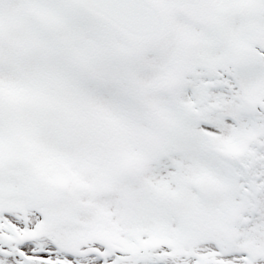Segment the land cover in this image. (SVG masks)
<instances>
[{"label":"snow or ice","instance_id":"1","mask_svg":"<svg viewBox=\"0 0 264 264\" xmlns=\"http://www.w3.org/2000/svg\"><path fill=\"white\" fill-rule=\"evenodd\" d=\"M0 264H264V0H0Z\"/></svg>","mask_w":264,"mask_h":264}]
</instances>
